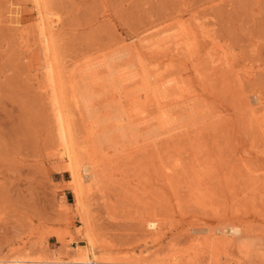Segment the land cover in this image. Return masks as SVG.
Segmentation results:
<instances>
[{"label": "rangeland", "instance_id": "1", "mask_svg": "<svg viewBox=\"0 0 264 264\" xmlns=\"http://www.w3.org/2000/svg\"><path fill=\"white\" fill-rule=\"evenodd\" d=\"M44 2L60 20L54 38L62 66L95 68L105 60L115 72L142 76L164 67L158 73L165 86L138 98L145 79L93 90L65 79L62 99L75 141L84 142L93 124L106 128L101 140L128 145L126 157L97 159L101 180L85 203L97 256L115 264H264L263 112L251 113L264 108V0ZM15 7L22 12L18 25L7 14ZM168 28L183 31L195 46L164 58L140 51L117 59L121 48L139 50L140 39ZM38 45L33 0H0V256L63 259L86 246L85 228ZM106 63L96 69L101 78L110 72ZM129 90L134 94L126 99ZM252 93L261 105L248 106ZM178 101L192 103L197 120L190 123V105ZM123 114L146 117L134 136L112 131ZM176 162L178 170L163 174ZM146 218L157 219L160 232L146 231ZM231 219L249 230L243 238L215 246L195 233Z\"/></svg>", "mask_w": 264, "mask_h": 264}, {"label": "bare ground", "instance_id": "2", "mask_svg": "<svg viewBox=\"0 0 264 264\" xmlns=\"http://www.w3.org/2000/svg\"><path fill=\"white\" fill-rule=\"evenodd\" d=\"M33 2H34V15H35V21H36V28L38 30V35H39L38 48H39L40 56L42 59V68H41L42 72L40 74L44 78V82H45V85L47 87V90L49 89L52 92V104L54 106L55 120H56L55 122H56L57 128H58L57 134H58L59 140L61 142L62 151H63L62 152V158H64L66 163H67V170H68L67 172L69 173V177H70V182H71L70 189H71L73 197H74L75 210H76V213L80 219V222L84 225V228H85L84 231L80 232V233L85 238L84 241L86 242V246L85 247H79V248H73L72 251H69L70 253L66 252V255L69 254V255H67L68 258H66L67 257L66 256V257H62L63 259H61V257L59 258L57 256H53L50 258L47 256L46 257H44V256L43 257H41V256L31 257L30 255H25V254L23 256L22 255L21 256H14V253L12 251L8 255L0 256V264H115V263L106 261V259H104V258H99L96 254V251H97L96 248L97 247H96L95 235L90 228V218H89L88 210L86 208L85 203H86V200L88 199V196L91 195L92 191L97 189L99 182L101 180L100 179L101 171H100V169H98L99 162L97 161V159L99 160V158H101V157H105L108 155L110 156V154H114L116 156L123 155L126 157V155H124V154H125V149L127 148L128 145L127 146L124 145L125 144L124 142H122V144H120L121 146L117 145L114 143L115 139H114L113 143H110V142L107 143V141L101 140L102 136H104L106 133V131H105L106 128H104V126H101L102 128L101 127L99 128L98 126L93 125V124L90 125V127H89L90 128V134L87 135L84 142H82L80 144V143H77L75 141V138H74L73 132H72V127H71V124L69 122L68 116L66 115V108L64 106V102L62 99L63 88L65 86V79L70 81L72 85H76V86L81 85L83 87L89 86V87H91V89L92 88L94 89V87H96V89H97L98 86L107 85V84L109 86H112V87H117V86L119 87V86H121V84L124 81H127V80H132L135 82L136 80L139 81V80L145 79L144 82L146 83V86H144V85H143V87L140 86L141 88L138 91H136V93L140 94L142 92V94H144V95L151 94V96H152L154 91L156 92L157 88L162 89L166 84L165 78L162 76V74L160 75V73H158L159 71L164 69V67L163 66L159 67V68L155 69L154 71H150V72L144 71V76H142V75H140L139 72L133 73V74H128V75H126V73H129L128 71L115 72L114 68L111 67V64L106 63L105 60H104V62L100 61V60L97 61L96 63L98 65H97V67H95L96 66L95 65L94 66L95 68H88V66H85V65H87V62L84 66L83 65L80 66V65H77L75 63L72 65V67L70 69L68 66H62L61 64H59V62L57 60V56H56V52H55L56 51L55 50L56 39L54 38L55 29H56L60 20L58 17L50 15L48 9L46 8V4H45L44 0H33ZM31 10L29 9V11H31ZM7 14H9L10 19L12 20L11 22L13 24L18 25L20 23L22 12L20 11L19 8L15 7L13 10L10 9ZM172 31H173V29L168 28V29H160L158 31L155 30L154 33H152V34L150 33V35L147 34L148 36L140 39L139 45H138V46H140L139 50L132 48V47L121 48L120 49L121 51L119 52L120 55L118 56L117 59H120V57H123V56L134 57L135 55L139 54L140 51H144V52L150 53L152 55H158L159 58H164V57H167L170 53L178 52V50L181 46L188 47L191 44H192V47L195 46L194 43L189 42V40H190L189 36L185 35V33L183 31L182 32H175V31L172 32ZM117 52H118V50H117ZM96 59H98V58H96ZM75 62H77V61H75ZM105 63H106V68L110 72L107 71L109 73L107 78L106 77L101 78V76H100L101 71L99 70L100 72H96V69L99 66L105 65ZM81 64H83V63H81ZM123 70H124V68H123ZM130 73H132V72L130 71ZM74 75L78 76V80H76ZM138 81H137V83H138ZM139 83H141V81ZM125 87H126V85H125ZM84 91H87V90H84ZM131 91H133V90H129L127 92L124 91V95H125L126 99H128V98L130 99V97L134 94ZM148 91H149V93H148ZM142 94L136 95L137 98L140 97ZM192 99H193V97H192ZM246 99H247V104L249 107L251 105L257 106V105L262 104L261 98L257 94L252 93V96L248 95V97ZM125 101H126L125 104L127 102H129V100H125ZM157 102L159 104L162 103L159 100ZM178 102H179V106L190 105L189 109H190L191 113L187 117L188 120H191L190 123H193L195 120H197V118L199 117V114H198V112H195L192 103L189 102L187 104L186 102H183V103L181 101H178ZM161 107L162 108L166 107V104L164 105L162 103ZM245 108H247V107H245ZM259 112H263V113L261 115L259 114L260 115L259 116L257 114ZM125 113H128V112L126 111ZM251 113H253V116H255V114H257L260 117L258 122H260L259 124L262 127H264V108H259L256 111L254 110V112H251ZM120 114H121V112H120ZM128 115H130V114L119 115L117 120H115L116 123L112 126L114 129L110 126L112 128V131L119 132L120 137H123L126 135L127 136H129V135L134 136L135 127L137 126V124H139V122L142 123V122L146 121L145 120L146 117H143L141 115H140L141 117L138 116L137 119L135 118L137 121L135 119L131 120L130 119L131 116H128ZM137 115H139V114H137ZM255 119L257 120V118H255ZM255 119H253V120L255 121ZM102 124H105L104 120H103ZM110 124H111V122H110ZM199 124H202V123H198V125ZM259 124H256V127L259 126ZM87 126H88V124H87ZM198 128H199V126L194 127V131L196 132L197 130H199ZM257 128H260V127H257ZM85 130H88V128ZM136 130H138V128ZM157 130H154L152 132H156V131L162 132L163 131V130L161 131L160 127H157ZM164 133H165V131L163 132V134ZM166 133H167V131H166ZM170 133H172V132H170ZM148 134H152V133L150 132ZM156 134H158V133H156ZM116 135H118V134H116ZM156 139H155V141H156ZM153 141H151V142H153ZM135 143H137V142H135ZM143 143H144V141H143ZM147 146H149V145H147ZM60 148H61V146H60ZM127 153H129V152H127ZM98 154H100V155L97 156ZM178 161L180 162L181 160L179 159ZM172 164H170V165H172ZM179 164L176 162V164H174L171 168L169 166H168L169 168L166 167L167 169H166L165 173H163V174L168 175L169 173L173 172V170H176L178 168ZM180 165H182V164H180ZM98 190H99V188H98ZM143 222H144V227L146 228V231L148 230V231L155 233V234L160 232L161 226H160V222L157 219L146 218ZM240 222H242V221H240ZM244 228L247 230V228L245 226H243L242 223L240 224L238 222H235L234 220L232 221V219H231V222H226V223L221 224L217 227L213 226V228H212V227H209L207 225L204 227H199L198 229L195 230V233H197L198 235H204L205 241L212 240L216 243V244L213 243L215 246L216 245L219 246L220 243H225L230 238H231V240L232 239H238L239 240V239L243 238L244 234H246V232L249 231V230H247V231L244 230ZM61 242H63L62 238H61ZM68 242H70V241H68ZM238 243H241V242H238ZM63 247L67 248L65 246H63ZM68 250H70V249H67L66 251H68ZM99 255H101V254H99ZM64 258H66V259H64ZM119 263L120 262H118L116 264H119ZM143 264H176V263H161V262H159V263H143ZM215 264H217V263H215Z\"/></svg>", "mask_w": 264, "mask_h": 264}]
</instances>
